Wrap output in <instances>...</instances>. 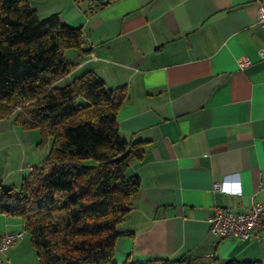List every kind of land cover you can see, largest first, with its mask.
<instances>
[{
	"label": "crops",
	"instance_id": "0c3cea01",
	"mask_svg": "<svg viewBox=\"0 0 264 264\" xmlns=\"http://www.w3.org/2000/svg\"><path fill=\"white\" fill-rule=\"evenodd\" d=\"M259 3L264 0H30L40 17L56 13L83 29L90 52L67 57L78 63L64 79L92 70L109 88L126 90L119 133L144 151L127 169L140 186L119 223L129 233L116 239V263L212 256L264 264L263 231L240 240L210 232L207 221L215 207H264ZM241 56L252 63L241 69ZM37 132L0 118L4 184H19L45 158L48 146L38 144ZM22 228L20 218L0 213V232ZM1 257L0 264H40L26 233Z\"/></svg>",
	"mask_w": 264,
	"mask_h": 264
},
{
	"label": "trees",
	"instance_id": "16d2710c",
	"mask_svg": "<svg viewBox=\"0 0 264 264\" xmlns=\"http://www.w3.org/2000/svg\"><path fill=\"white\" fill-rule=\"evenodd\" d=\"M68 49L90 52L81 26L40 17L30 0H0V118L38 129V144L49 145L19 188L0 172V213L21 219L40 264H118L116 239L129 233L119 223L140 186L127 169L143 144L119 133L124 87L109 88L92 70L64 79L78 63ZM139 264L262 262L156 256Z\"/></svg>",
	"mask_w": 264,
	"mask_h": 264
},
{
	"label": "built area",
	"instance_id": "2783aa9c",
	"mask_svg": "<svg viewBox=\"0 0 264 264\" xmlns=\"http://www.w3.org/2000/svg\"><path fill=\"white\" fill-rule=\"evenodd\" d=\"M257 21L264 27V5L258 4ZM258 56L264 59V46L258 49ZM239 67L245 68L252 63L247 56L238 58ZM264 186V181L260 182ZM214 183V188H218ZM210 232L224 237H234L240 240H249L252 236H258L259 231L264 232V207L260 202L250 205L247 210L235 211L226 207H215L208 216ZM25 234L24 229L16 231L0 232V262L1 255L8 251Z\"/></svg>",
	"mask_w": 264,
	"mask_h": 264
},
{
	"label": "rangeland",
	"instance_id": "374dc122",
	"mask_svg": "<svg viewBox=\"0 0 264 264\" xmlns=\"http://www.w3.org/2000/svg\"><path fill=\"white\" fill-rule=\"evenodd\" d=\"M72 52H74V49H68V50L65 51V55H66L67 57H72V55H70ZM59 84H63V82H60ZM35 131L37 132L38 130L35 129ZM37 133H38V132H37ZM46 145L49 146L48 144H46ZM46 145H44V146H46ZM44 146H42V147L45 148ZM90 162H91V161H90ZM90 162H89V163H90ZM20 185H21V181H20L19 184L15 185V187H16V188H19Z\"/></svg>",
	"mask_w": 264,
	"mask_h": 264
},
{
	"label": "water",
	"instance_id": "95a60500",
	"mask_svg": "<svg viewBox=\"0 0 264 264\" xmlns=\"http://www.w3.org/2000/svg\"><path fill=\"white\" fill-rule=\"evenodd\" d=\"M97 1H105V0H97Z\"/></svg>",
	"mask_w": 264,
	"mask_h": 264
}]
</instances>
